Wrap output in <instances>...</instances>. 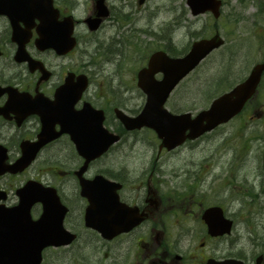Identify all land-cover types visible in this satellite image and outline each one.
<instances>
[{
  "label": "flooded vegetation",
  "instance_id": "af4514ba",
  "mask_svg": "<svg viewBox=\"0 0 264 264\" xmlns=\"http://www.w3.org/2000/svg\"><path fill=\"white\" fill-rule=\"evenodd\" d=\"M95 1L84 9L86 15H97ZM58 6L68 14L73 4L58 0ZM107 6L112 17V6ZM82 26L79 21L77 36L83 35L80 30ZM8 45L13 47L11 42L1 41L2 52L5 53L4 49H8ZM46 57L47 67L53 69L48 81L38 85L41 72H32L27 66L23 69L17 68L19 70L15 72H8L5 66L0 64V85H12L20 92L33 97L38 91H42L46 96L53 98L56 88L72 68L58 70L59 66L64 64L58 61L61 57L54 53ZM97 93L86 91L81 103L86 100L96 103L94 96H98L100 92ZM8 97L7 92L0 95V146L7 150L10 161H14L21 152L22 142L38 138L42 123L36 114L28 115L20 123L15 114H4ZM116 107L120 106L112 104L110 109L116 111ZM114 130L122 136L129 134L124 132L118 123ZM69 138V135L63 134L62 137L51 141L41 149L36 160L27 169L18 173L0 174V205L10 207L19 204L18 189L31 180H36L43 186L57 189L60 200L68 207L64 219L65 227L74 233L76 238L67 245L49 247L42 264H208L212 259L223 261L234 258L244 260L246 264H256L248 263V260L244 259L245 250L240 246V221L244 218V204L238 196L241 192L240 183L234 187L232 182L224 181L217 185L220 187L215 188L216 185L205 183L199 173L200 168H192L186 171L189 182L186 180L184 185H178L177 175L162 171L160 163L156 160L138 164L128 158L123 146L130 143L113 145L103 157V167L92 164L86 173L91 178L97 173H102L120 185L115 190L120 201L130 207L131 214L125 217L131 224L130 227L111 237H105L87 227L85 215L89 200L81 195L80 182L76 177V170L83 160L77 155ZM62 140L68 147H58ZM238 156L236 153L232 158L236 166L239 163ZM255 182L254 179L248 185L253 187ZM41 190L40 196L46 194L45 189ZM43 204L40 201L33 205L31 213L34 219L42 214ZM211 207H219L218 221L222 218L221 214L231 219L230 231L225 230L217 235L210 232L205 213Z\"/></svg>",
  "mask_w": 264,
  "mask_h": 264
},
{
  "label": "rangeland",
  "instance_id": "374dc122",
  "mask_svg": "<svg viewBox=\"0 0 264 264\" xmlns=\"http://www.w3.org/2000/svg\"><path fill=\"white\" fill-rule=\"evenodd\" d=\"M224 1L222 17L215 19L209 13L193 17L189 7L186 6V0H147L143 5H139L138 0H108L114 13L109 20L112 22L108 23L101 34L99 33L95 40L90 41V44L82 41L80 50L64 63L68 66L81 67L79 65L81 60L89 63L93 54L100 51L97 49L96 42H101L105 48L112 45L114 52L111 53V60L106 59V53L100 56L97 54L93 56L96 62L92 66H86L93 78L91 93L94 94L97 90L102 91L108 99L113 96V90L117 91L121 97L123 92L126 97L130 95L133 98L129 103L132 109L139 110L144 105L146 97L136 86L135 75L137 68L143 65L142 62L148 55L159 46H169L174 43V47L178 46L177 51L187 50L195 39L212 36L217 28L226 39L224 46L214 51L200 67L182 81L179 88L172 94L171 106L168 104L171 110H175L172 106L175 104L179 111L205 108L212 100H209L210 94L215 97L217 93L226 91L237 83L238 79L247 76L255 63L264 60V0ZM88 3L91 1L88 0ZM119 18L123 22L117 21ZM176 23H179L178 27L174 26ZM168 24L171 29H166ZM6 26L5 20L1 18V39L3 36L5 38ZM128 49H132L131 58L122 61L123 54ZM119 52L122 55L117 54ZM1 64L4 65V63ZM221 77L229 79L221 82L222 86L214 82V79L219 80ZM207 90H211L210 94ZM255 105L264 110V86L256 97ZM263 123L264 120H259L257 117L249 119L248 113L241 115L228 124L220 126L214 133L207 134L203 147L200 146L194 151L185 147L174 153H164L159 161L164 159L167 164L163 165L161 170L164 171L166 166V170H171L170 174L175 175L177 171H173L182 170L185 167V156L190 153L199 160L214 151L218 155L221 149H224L223 160L226 165V161L233 152L226 151L227 149L222 145L224 139L229 137L227 145L238 142L241 146L262 147L264 146ZM254 135L260 138L253 141ZM156 139L153 132L140 130L130 134L129 138L124 140L126 143H139L132 149L128 146L123 148L127 150L128 158L136 163H148L150 158L158 153ZM217 170L220 172V182L227 181V171L221 164ZM256 172L258 173V170ZM243 173L244 171L241 170L240 175L242 176ZM177 183L180 184L178 179ZM238 207H240L239 204ZM244 215V221H240V232L244 234V240H241L240 246L250 258L256 252H264V216L262 220H256V214L253 211L247 213L244 211Z\"/></svg>",
  "mask_w": 264,
  "mask_h": 264
},
{
  "label": "water",
  "instance_id": "95a60500",
  "mask_svg": "<svg viewBox=\"0 0 264 264\" xmlns=\"http://www.w3.org/2000/svg\"><path fill=\"white\" fill-rule=\"evenodd\" d=\"M10 4L7 6L0 7V13H6L10 17L14 18H24L29 17L30 20H33L35 17H40L41 14L54 13L53 3L51 0H9ZM144 0H140L142 3ZM1 2V0H0ZM188 5L192 7L193 13L198 14L206 10H213L215 15L218 16L221 7V0H188ZM47 11V12H46ZM51 21H49V26L44 23H40L38 26V32L41 35L36 40V45L42 50L46 49L49 46H55L56 42L53 40L61 36L65 37L67 43L71 42L69 35L72 32V23L70 19L67 18L63 22H55L53 21V16L49 15ZM14 22V21H13ZM15 23V22H14ZM98 24L94 22L92 23L93 27H96ZM18 30H15L14 36ZM25 38H19L20 49L17 52L15 58L19 61L25 60L27 57L25 51ZM52 41V42H51ZM73 42V41H72ZM224 42L222 38L216 34L212 39L202 40V42H196L191 52L185 57L173 59V58H162L159 54L154 56L150 61V68L146 73L148 75H142L139 81V85L144 88L147 92L149 100L145 106L144 111L137 117L133 118L134 123L131 125V122L128 120L129 117H123V121L127 126L131 127H139L142 125L152 126L159 133V136L163 138V144L168 147H174L179 144L184 139V133L187 129L191 130L190 136H195L197 134H201L208 129H212L217 126L218 123L228 121L234 114L239 112V110L244 106V103L249 99V97L255 92L259 80L261 79L262 73L264 72V63L257 64L252 70L251 74L248 78L235 87L233 90L225 93L224 95L216 98V100L211 104L212 106L209 109H205L200 112L195 119H192L190 113H183V115H174L170 114L167 109L163 107L165 100L168 97L171 89L176 86L175 84L182 79L184 75H186L193 67L200 63V60L203 59L208 53H210L214 47L221 45ZM31 64L33 67H39L42 70L43 64L40 61L31 60ZM162 69L164 71L165 78L160 82H157L151 77L153 73ZM67 85H63L61 90L66 96H69L71 92L74 91V88L77 91H82L87 84V78L83 75L80 79L79 83L76 85L70 86V79L67 80ZM41 100L36 101L33 104V107L30 111H36L37 113H41L43 120L46 123L50 122V113L46 111H40V109H46L50 106L48 101H44L43 96H41ZM74 100L72 103H69L66 106V113L64 117V125L66 126L64 130L72 133L73 140L78 144L79 150L82 155L87 156L86 163L93 158H96L100 153L107 149L109 142L116 140L117 138H112L110 132L103 128V116L101 113L97 111H93L91 108L88 110V113H91L92 122L94 124V131L92 132L91 137L78 136L79 134L75 130V125L78 121L76 117L71 118V114L76 111L73 109L71 111ZM30 107V106H29ZM63 107V105H61ZM83 114L85 112L83 111ZM82 114V115H83ZM81 115V116H82ZM57 121L59 117L55 116ZM132 121V120H131ZM77 127V126H76ZM46 134L50 135V130H46ZM86 140V141H85ZM87 146L93 148L92 152L87 151ZM25 160L29 157L25 156ZM22 159L19 165H24L26 162ZM18 165V166H19ZM86 169H82L80 174ZM84 193L88 194V186L83 185ZM97 227V225H96ZM0 264H5L3 259L0 258ZM260 264V262H257Z\"/></svg>",
  "mask_w": 264,
  "mask_h": 264
},
{
  "label": "bare ground",
  "instance_id": "6f19581e",
  "mask_svg": "<svg viewBox=\"0 0 264 264\" xmlns=\"http://www.w3.org/2000/svg\"><path fill=\"white\" fill-rule=\"evenodd\" d=\"M255 192H256V196H257L258 201L263 202L264 201V195H262L263 192H261V191H255ZM261 212L264 214V208L262 209ZM263 216L264 215H258V216H256L255 219L256 220H262Z\"/></svg>",
  "mask_w": 264,
  "mask_h": 264
}]
</instances>
